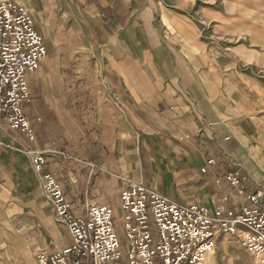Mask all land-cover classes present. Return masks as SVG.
Wrapping results in <instances>:
<instances>
[{
  "label": "crops",
  "instance_id": "1",
  "mask_svg": "<svg viewBox=\"0 0 264 264\" xmlns=\"http://www.w3.org/2000/svg\"><path fill=\"white\" fill-rule=\"evenodd\" d=\"M18 1L28 6L46 53L28 76L23 103L33 139L0 118L4 225L30 209L41 226L34 245L59 247L70 240L33 169L34 148L44 150L45 168L76 207L86 199L117 207L125 176L213 212L244 200L222 177L226 171L245 175L247 189L264 179V122L239 102L235 111L228 104L232 96L220 102L217 93L185 88L191 79L175 76L184 64L157 58L163 46L149 26L146 0ZM4 225L0 242L8 255L11 241L12 254L36 264L29 242L18 234L7 239Z\"/></svg>",
  "mask_w": 264,
  "mask_h": 264
},
{
  "label": "built area",
  "instance_id": "2",
  "mask_svg": "<svg viewBox=\"0 0 264 264\" xmlns=\"http://www.w3.org/2000/svg\"><path fill=\"white\" fill-rule=\"evenodd\" d=\"M46 53L43 35L28 6L0 0V118L29 139L34 128L23 103L29 98L28 76ZM30 160L55 221L70 240L37 249V264H203L219 236H237L240 244L264 264V179L247 189L245 175L222 174L244 200L236 207L177 201L142 181L121 176L117 207L86 199L76 207L57 176L45 168L43 149L30 150Z\"/></svg>",
  "mask_w": 264,
  "mask_h": 264
},
{
  "label": "rangeland",
  "instance_id": "3",
  "mask_svg": "<svg viewBox=\"0 0 264 264\" xmlns=\"http://www.w3.org/2000/svg\"><path fill=\"white\" fill-rule=\"evenodd\" d=\"M146 4L149 26L163 46L157 58L184 64L175 68V76L191 79L185 88L203 96L217 93L220 102L232 96L234 101L228 104L235 111L239 102L240 109L264 122V0H146ZM145 23H137L144 35ZM142 38L139 41L146 44ZM15 213L0 227L4 225L7 239L22 235L37 264L39 218L30 209ZM12 246L10 241L8 255L7 245L0 242V264H27L21 255L12 254ZM205 264H255V257L237 236L225 234Z\"/></svg>",
  "mask_w": 264,
  "mask_h": 264
},
{
  "label": "bare ground",
  "instance_id": "4",
  "mask_svg": "<svg viewBox=\"0 0 264 264\" xmlns=\"http://www.w3.org/2000/svg\"><path fill=\"white\" fill-rule=\"evenodd\" d=\"M213 251H214V248H212V249H210L209 251L206 252V254H205V256H204L203 264L206 263V261H207V259H208V255H209L211 252H213ZM254 257H255V261H257V260H258V257H257L256 255H254Z\"/></svg>",
  "mask_w": 264,
  "mask_h": 264
}]
</instances>
